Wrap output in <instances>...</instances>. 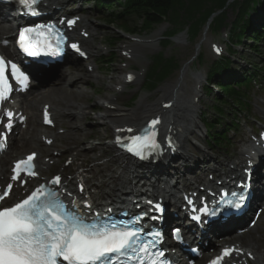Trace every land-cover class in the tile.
<instances>
[{"label": "rangeland", "instance_id": "374dc122", "mask_svg": "<svg viewBox=\"0 0 264 264\" xmlns=\"http://www.w3.org/2000/svg\"><path fill=\"white\" fill-rule=\"evenodd\" d=\"M87 7L88 6H83V10L85 11L84 13H82L84 16L83 18L89 21L91 26L87 27L88 31L90 33H95L96 37L91 41V49L89 50V52L91 53L90 59L78 60L75 64L79 68H83L84 70L85 66L92 65L93 70L91 72L96 75L98 79L92 78L89 80V82H80L77 86V89H80L87 94V96L85 97L87 109L84 110L87 117L83 118L80 116L76 117L77 119L75 120V118L62 117L58 114L56 115V127L54 129L49 128V131H51V133H55L60 136L59 142H54L51 146V151H53V149L55 150L53 159L54 164L51 165V174L56 172L60 167L66 165L68 159L73 156L76 159L75 169H77V165L84 166L83 169H87L85 173L86 176L91 179L95 177L101 179L103 175L110 176L111 174L108 170L109 168L106 167L107 164L110 165V168H112V170L121 169V167L118 168V165L124 166L125 163L120 164L121 161L119 163V161L117 160V149L109 145V142L112 139V124L110 122H105L104 119L100 118L106 111V106L108 105L107 97L117 95L119 97L118 103L120 104V106H122V108L124 109L130 110L136 107L140 98L144 96H148L147 99L150 102H158L160 96L163 94L161 92V89L166 85H173L177 81H179L178 86H181V88L184 89V91L181 92V95L185 96V100L183 98H179V102L184 101L186 103L188 102L189 97L194 100L197 90H201V93H203L201 95L202 98L200 99L199 103L196 104L197 108L195 116H197L196 121L200 127V129H196L197 132L201 131L205 135L199 137V135H197L198 133H190V139L187 140L188 146H186L190 151L189 156L193 155V153L198 154L199 151L197 149H194V146L199 147L200 145L202 148H205L206 151L213 156V158L219 161L222 160V155L225 152L223 149L207 146L208 138L205 133V125L201 120L200 112L204 111V116L209 120H213L215 119V117H219L220 122L216 124V129L221 130L224 127L222 122H228L230 119H233L235 112L239 111V109L231 104H222L221 102L219 104V102L216 100V97H218L219 95H216L214 92H210L209 96L205 95L202 89L206 84L207 72L210 68V65L212 64L214 59H217V46L221 45L223 47V54H226V51L228 49V40L226 33L227 28H222L223 30L218 29L219 31L215 32V30H212L211 27L209 28L208 26L204 25L201 30L198 31L195 38L190 39L185 30L180 32L171 40V42H168L166 44L163 42V35L168 30L167 23L160 24L156 26L152 31L146 32V30H143V20H140L138 18V20L134 21L135 25H133L132 22V27L134 29H137V33L131 34L123 30L121 26L113 24L109 21H105L99 11H95L93 9H91L89 12L86 11ZM233 17V10L232 8H229L225 22L230 23ZM212 18H209L207 22H210V20L212 21ZM212 24L213 23H211V25ZM159 29L162 30L161 33L156 35L154 38H151L154 39L152 43L153 46L142 49L143 51L140 52L138 57L126 54V52L124 51L125 47H129L133 50L139 49L138 46L140 44H138L136 40L149 39L152 35L159 31ZM179 37H182L183 40L179 39ZM249 43L254 42L253 40H247L246 44L235 47L236 49L238 48V50L235 51V55L232 56V65L233 69H235V73L237 74H242V72L246 71V63H249V61H253L254 63L264 61V41L260 39L256 43L258 44V49L260 51L259 55L250 51ZM103 53L107 54V56L110 54L109 57H113L112 59H110L111 63L106 64V62L109 61H106L105 63H101L99 61V57ZM142 54L143 56H141ZM159 54L161 56L164 55L165 57L173 56L174 60L177 62L178 67L177 69H175L173 75H171L158 87L152 90H148L145 87V81L149 70L157 63L156 59L158 58ZM199 55L201 56L199 57ZM201 57H203L202 61L200 60ZM66 67L67 66L65 65L62 66V68ZM55 69H61V66ZM128 73H133V75H139L142 77L139 82L134 81L131 83L122 84L123 81L126 80V75ZM260 76L261 75L257 77V83H252V87L250 88L251 95L249 110L251 115H245L243 111L238 113L240 130L236 133V135H234V137L236 139L238 138L237 140H245L243 141V144L247 143L248 135L250 133L249 130L251 128L256 129L260 124L264 125V117H261L264 116V114L262 115V111H264V77ZM52 77L42 83L36 82L34 84V87H32V89L26 95V97L29 98L30 96L37 94V92L43 91L46 88L52 86V84H49V80ZM224 79H226V77H223L219 80ZM115 81H120L121 84H117V82ZM216 81L218 80L214 79L213 83H215ZM210 87L213 88V84L210 85ZM216 104L224 108L223 116H220L219 113H217V110L215 108ZM58 109H62V107H58ZM38 113L40 114V127L42 130H46L41 126L40 109L38 110ZM80 114H83V112ZM253 116H256L257 118ZM255 119L258 122L255 121ZM67 121H70V124L73 126L78 125L84 127L85 130L74 131L68 127L69 125L66 123ZM202 128L204 129V131H202ZM33 129L34 126L28 123L27 130L32 131ZM42 130L38 134L39 136L41 135ZM77 132H80V135H78ZM87 132L90 133L89 138L81 143L78 146L79 150H77L74 138L83 137V135ZM230 135H232L231 132ZM231 140L233 144L236 142L234 138ZM182 144L183 143H181V149L185 150V146H182ZM228 146L231 148L230 144ZM66 147V150L68 151L60 152L57 150ZM70 147L71 149H68ZM72 149L75 150L73 151ZM31 150L32 149L30 148L24 149V151L21 152L20 156H23L25 153H28V151ZM77 151H80V153L84 152L86 153V155H79L80 153L78 154ZM55 153L58 154L55 155ZM38 154L41 156L39 152ZM46 158L52 160L49 156H44V159ZM13 159L14 158L9 159V163ZM172 159L177 160L176 163H178L180 167L185 166L186 162H183L185 158L182 157V155H178L177 157H174ZM188 159L194 160L193 157H190ZM172 163L175 162L172 161ZM209 165L206 167L207 170L204 174L201 171H198L201 177L205 178L208 176L207 174L212 169ZM212 165H214V162H211V167ZM73 167H70V170H72ZM121 173L125 174L124 171H122ZM72 188L76 189V181H74ZM91 190L93 191V189ZM105 190L109 191V188L105 187ZM257 225L259 226L258 232L253 233L251 237L248 236L247 239L253 238L255 239V241H257L259 239L258 237L262 235L263 237L258 241H261V249L264 250V215ZM255 241H253V243H255ZM253 264H264V260L260 261L258 259V263H254L253 261Z\"/></svg>", "mask_w": 264, "mask_h": 264}, {"label": "bare ground", "instance_id": "6f19581e", "mask_svg": "<svg viewBox=\"0 0 264 264\" xmlns=\"http://www.w3.org/2000/svg\"><path fill=\"white\" fill-rule=\"evenodd\" d=\"M51 5L56 4V5H61V3L65 0H48ZM8 19L6 15L1 17L0 22V40L3 34H7L8 37L7 39L12 38V32H13V27L10 24L5 23L4 19ZM81 25V28L89 27L91 26L89 21L87 19H83ZM161 29L157 31L154 35H152L149 39H137V43L140 44L138 46L139 49L133 50L129 47H125L124 49L126 50L128 55H132L134 57H138L140 52H142L144 48L153 46L152 43L154 41V38L156 35L161 33ZM81 43L84 44V47L88 50L91 48V41L96 37L95 33H86V31H81L78 34H75ZM179 39L183 40L182 37H179ZM0 47L3 51L8 50V46L5 47L2 45L0 41ZM143 56V54L141 55ZM83 68H79L76 64L71 63L69 66L68 70L60 69L57 73L52 75H45V76H37L35 77V80H37L39 83H42L52 77L49 80V84H52V86L46 88L43 91L37 92V94L28 97H23V99L19 102L18 108L19 110L22 111L24 114V111H32V114H30L28 121L34 125V130L32 132H29L27 130H24L25 126H21L20 131L18 134L14 137L13 142L9 148L8 153L5 155L0 160V183H3V181H8L9 177H6V172L8 170V164H9V159L11 158H19L18 156L21 155V152L24 151V149H32L34 151H38L41 156L39 159V171L41 172L42 175H48L51 170H52V164L49 162H46L44 159L45 157H51V159H54V152L55 150L51 151V147L48 146L47 144L44 143L43 137L38 135V132L40 130L39 126V120H38V112H37V107L40 103L42 104H51V107L53 108L56 112V114L61 115L62 117H72L77 119L76 117H87L86 112H84L85 109H87L86 106V101L85 97L87 94L80 90L77 89V86L80 82H89L90 79L95 78L98 79L96 75H94L90 69L89 66H85ZM131 75V74H128ZM142 76H132V81L134 82H139ZM201 80V79H198ZM117 84H121L120 81H115ZM177 81L173 85H166L161 89V92L163 93L160 96V99L158 102H150L147 98L148 96L141 97L140 100L138 101V104L136 107L133 109H124L120 104L118 103V96L117 95H112L107 97V102L108 106H106V111L105 113L102 114L100 118L104 119L105 122H110L112 124L113 130L118 132L116 134L115 132H112V136L117 135L118 138H124L129 135H132L137 127L141 126L147 119L151 118H157L159 119L161 125L163 126V130L166 131L165 134L170 135L168 138L170 141H175V145L173 147L167 146L164 147L163 145V140L167 135L161 134V144L160 147H163L162 154H164V158L168 159L171 156H174L173 154V148L176 146H179V143H183L182 146H185V150L176 148L175 152H181L183 154V157H185L187 160L188 158L192 157L190 155L189 149L186 147L188 146V139H190V133H198L199 137H202V135H205L203 132L199 131L197 132L196 129H200L195 116L196 114V108L197 105L194 102V100L189 97L188 102H184L181 104L179 102V98L184 99V95H181V92L184 91L181 86H178ZM125 80L123 81L122 84H125ZM69 86V87H68ZM186 91V90H185ZM190 92V91H188ZM199 90H197V93ZM184 93V92H183ZM24 96V95H23ZM175 99V100H174ZM185 100V99H184ZM164 102H171V104L168 106V108H164L162 104ZM58 107H62V109H58ZM57 109V110H55ZM83 114H80L82 113ZM80 114V115H78ZM69 126L74 131H82L85 130L84 127L78 126V125H71L70 121L66 122ZM18 125L20 126V123L18 122ZM111 128V129H112ZM128 129H131V131H127ZM202 131L204 129L202 128ZM78 135H80V132H77ZM90 133H86L83 135V137L80 138H74L75 144H76V149H78V146L83 143L87 138H89ZM46 138H50L54 136V142H59L60 136L59 135H52L49 133L46 134ZM198 146V145H197ZM61 149V150H60ZM57 149L58 151H68L66 148H60ZM68 149H71L68 148ZM194 149L197 150H202L201 154L204 153V149L202 147H196L194 146ZM73 150V149H72ZM75 150V149H74ZM73 150V151H74ZM78 154L80 151H77ZM196 155L195 153H193ZM44 155V156H43ZM79 155H86V153L81 152ZM122 157V155H120ZM198 156V155H197ZM190 160V159H189ZM75 157H71V160H69L68 166H63L58 169L57 173H60V176L63 178L64 181L67 182V186L71 188L72 183L74 180L79 178L78 182L84 180L88 185H90L92 188H95L98 191V194L100 197L106 196V199L109 200L111 193H120L122 196L124 193L122 192V189L119 187L120 183H125L126 181L130 183L131 185L134 184L133 180L138 179L137 175H134L135 172H138L137 168L140 167L138 163H134L132 161H126V164L122 167L121 165H118V168L121 167V169H115L112 170L110 168V165L108 164L106 167H108L110 171V176H105L103 175L101 179H98L97 177L95 178H88L86 176V170L83 169L82 166H78L77 169H75ZM186 161V160H185ZM196 161V160H195ZM161 162H164L161 161ZM133 165H132V164ZM178 164V163H176ZM74 166V167H73ZM70 167H73L72 170H70ZM133 167V169H132ZM191 167V166H190ZM135 168V169H134ZM167 168V167H166ZM164 168V170L166 169ZM170 168V167H169ZM70 170V171H69ZM182 169L180 168V165L177 167H172L169 171L170 172H175V174L170 177V182L172 184H168V186H174L179 183L178 179L182 177V172H180ZM122 171L125 172V174H133L132 177L126 176L125 174L121 173ZM155 176L154 174H152ZM175 177L177 179H175ZM147 179L145 180L146 183L147 181L151 182V180L146 177ZM40 180V179H39ZM43 180V178L41 179ZM139 181V180H138ZM137 181V182H138ZM202 179H200V182ZM207 185L211 183L210 180H206ZM159 181H153L151 184L154 186V188H157ZM202 184V183H201ZM105 187L109 188L108 190H105ZM72 189V188H71ZM188 189V188H187ZM186 190V188H185ZM127 192V190H124ZM23 192V188H16L14 189L13 193L9 196L7 199V202H13L17 199L19 196V193ZM169 201V199L164 198V202ZM173 209V208H172ZM169 214V213H168ZM182 222H188L186 220H181ZM231 239V238H229ZM255 240H234L230 241L231 244L234 243H239L240 247H244L247 245L249 248L248 251H252V254H257L258 258H261L264 260V250L261 249L260 242L261 241H255ZM227 242V241H225ZM244 245V246H243Z\"/></svg>", "mask_w": 264, "mask_h": 264}, {"label": "snow or ice", "instance_id": "6c2138e0", "mask_svg": "<svg viewBox=\"0 0 264 264\" xmlns=\"http://www.w3.org/2000/svg\"><path fill=\"white\" fill-rule=\"evenodd\" d=\"M19 3L32 14H36L34 6L38 0H19ZM67 23L71 25L74 21L69 20ZM48 31H52V28ZM33 32H36V29L23 28L19 33L20 46L28 55L37 54L30 50L31 45L25 46L23 43L28 39L26 34ZM72 47L75 48L76 45ZM8 69L13 79L20 83L27 80L15 63L6 61L0 56V101L6 100V92L11 91L6 75ZM128 79L132 77L129 76ZM4 115L9 118V122L4 125V128L8 129L11 127L13 114L6 112ZM45 122H50L47 113H45ZM157 123V120L151 121L149 129ZM155 135V131H148L143 136H133L131 143L126 145L127 151L141 159L146 158L147 153H142L141 146L146 147L150 144L153 148L158 147L155 143ZM3 138L4 132L0 131V139ZM117 142H120L119 138ZM0 147L3 145L0 144ZM34 157L35 153L16 162L12 169L13 181L20 179L23 183L21 173L36 175L31 170ZM59 180L57 176L50 183L55 184ZM11 188L12 184H8L0 193V201L8 197ZM239 200L242 201L243 196H240ZM137 236L136 231L117 228L115 224L108 227L85 223L83 217L73 212H66L65 205L58 200L57 194L48 190L43 184L18 203L10 207H0V264H60L61 261L64 264H105L106 261H110L112 254H123L128 249L136 251L133 245L136 244ZM146 251L147 246L139 248V252ZM233 251L225 248L222 256ZM160 255L162 256L163 253ZM220 259L221 257H217L212 264H217ZM151 264H157V261L153 260Z\"/></svg>", "mask_w": 264, "mask_h": 264}, {"label": "trees", "instance_id": "16d2710c", "mask_svg": "<svg viewBox=\"0 0 264 264\" xmlns=\"http://www.w3.org/2000/svg\"><path fill=\"white\" fill-rule=\"evenodd\" d=\"M120 1V5L116 6L111 1L106 5L109 6L111 12H108L105 16V20L120 25L129 32H135L137 29L132 27L135 25L138 18L143 20L144 29L153 28L154 25L168 21L170 23L171 32L170 35H174L179 31L188 27L191 36H196L198 31L206 25L209 17L218 11V13L212 23L213 29L218 30L224 25L229 26V37L232 44H235V40L241 42V38L247 34L250 28V21L248 15L250 12L257 10V7H263L264 0H127ZM228 3V4H227ZM102 4V3H101ZM104 4V3H103ZM228 8L232 10L237 9L235 20L230 24L225 22L227 18ZM146 28V29H145ZM249 38L257 43L262 39V35L259 31L254 30ZM252 52L260 54L258 44L250 45ZM231 50V49H230ZM232 51V50H231ZM157 63L152 67L151 72L147 78V87L154 88L159 81L166 79L173 70L174 58H165L159 54ZM231 59L229 56H223L220 59L214 61L210 66L209 80L216 79L218 72H222L231 65ZM250 66L256 67L255 63L249 62ZM264 68V62L262 63ZM261 69V68H260ZM249 70V69H248ZM251 70V69H250ZM250 79V77H249ZM249 79L245 81H236L237 86H231V84H220L224 91L222 98L216 97V100L222 104L234 101L236 104H247L248 101L244 99L242 95V87L248 86ZM217 113L220 116L224 115V108L222 106L215 105ZM204 114V112H203ZM206 125L209 127V142L216 144L217 146L222 143L223 140L228 139L223 134V130H217L216 124L219 122V117H215L211 122L202 117ZM209 123V124H208ZM213 129V131H211ZM225 138V139H224Z\"/></svg>", "mask_w": 264, "mask_h": 264}]
</instances>
